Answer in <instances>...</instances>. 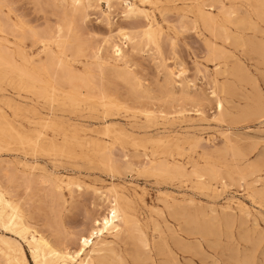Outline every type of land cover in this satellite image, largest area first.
<instances>
[{
  "label": "rangeland",
  "instance_id": "obj_1",
  "mask_svg": "<svg viewBox=\"0 0 264 264\" xmlns=\"http://www.w3.org/2000/svg\"><path fill=\"white\" fill-rule=\"evenodd\" d=\"M132 2L139 5L141 0ZM60 4L61 0H6L0 4V13L18 27L49 35L60 24L64 12L72 9L69 1L63 9ZM98 4L101 12L90 14L85 22L92 32L66 31L64 48L57 43L36 40L34 43L32 38L21 41L10 32L0 33L14 51L17 63L37 79L20 80L15 72L0 68V162L5 159L18 169L28 164L36 175L34 188L25 191L18 187L15 197L32 204L28 216L33 224L59 245L60 232L50 227L55 215L45 180L63 179L84 188L72 191L65 187L62 200L57 202L63 232L82 229L84 215L99 208L101 200L95 189L126 187L125 194L130 198L125 197L122 204L141 231L130 224L121 238L106 237L114 241L116 254L120 256L108 252L112 264H264V0L145 2L144 7L161 28L163 37L173 38V42L163 43V65H158L145 51L131 55V68L142 84L138 87L139 97L114 70L125 69L124 63L110 59L112 68L103 83L113 104L106 105L95 87L100 81L99 60L84 45L94 36L102 39L115 24L126 21L118 12L115 16L110 14L105 0H99ZM200 8L216 24L205 25ZM180 22L185 28L180 27ZM173 62L190 69L188 73L195 87L172 82L164 71ZM58 77H65L67 84L72 78L73 86L69 84L70 89L63 91L59 80L56 81ZM215 83L223 88L220 95L224 111L218 116L214 114L209 89ZM74 89L83 91L82 95L77 96ZM165 89L175 94V100L180 97V90L192 97L196 92L201 98L181 96L172 100L171 105L169 101L174 96L168 100ZM147 109L153 111L151 116ZM108 150L117 152L113 165L104 158ZM147 157L156 164L164 160L178 163L189 174L199 168L204 176L144 171L140 163ZM195 227L206 229L207 234L192 233ZM0 235L13 237L1 227ZM23 245L29 264H37L28 246ZM73 263L55 259L47 264Z\"/></svg>",
  "mask_w": 264,
  "mask_h": 264
},
{
  "label": "bare ground",
  "instance_id": "obj_2",
  "mask_svg": "<svg viewBox=\"0 0 264 264\" xmlns=\"http://www.w3.org/2000/svg\"><path fill=\"white\" fill-rule=\"evenodd\" d=\"M5 1L6 0H0L1 3L5 2ZM68 1L72 5V9L66 13L64 12V14L62 15L60 24L57 26L56 30L53 31V33L51 32L49 35L41 34L39 32L33 31V30H25L22 27H18L17 25H14L13 23H11L9 18L6 17L5 15H3L2 13H0V33L10 32L11 34L18 36L21 41H26V40H28V38H32V39H34L33 40L34 43H35V40L38 42L39 41H45L48 44L57 43L58 46L64 48L66 45V42L64 40L65 32L66 31L67 32L74 31L75 33H78V34L82 33V32H86V33L90 34L92 32V29L88 30V28L85 25V22L88 19V17L90 16V14H96L100 10L99 4H98L99 0H61L60 7L62 9L65 8L66 3ZM105 1H106V4L110 10V14L114 15L115 13L118 12V14H120L122 17V20L126 21V23L115 24V26L110 30L109 34L107 36L103 37L102 39H98L93 35L94 36L93 40L96 38V42L89 39V41L91 40L92 42L90 41V43H85L84 46L87 47V50H89L88 48H90V50H92L94 53V57L99 60V64L97 67V73H98L97 75H98V78L100 79V81L98 80L99 82L95 83V87L98 89L99 99L102 101L103 104L106 105L108 103L113 104L112 99L105 92V89H104L105 84L103 83L108 69L112 68V67H110L109 60L113 59L115 61H122L124 63L125 69L120 71V70H117L116 68H114V70L117 72V76L123 80L122 82H125L131 86L133 94L136 95L137 97H139V93H140L139 91L140 90H138V87L141 86L142 84L140 83V81L136 77L133 69L131 68L132 67V64L130 61L131 55L135 52H136V55H138L137 54L138 51H142V52L145 51V52L149 53V55H152L153 58L157 60L158 65H163V61H162L163 60V43L164 42L172 43L173 38L167 39L166 37H163V33L161 31V28L158 27V24L151 17L149 11L144 7L145 2H147L149 0H141L139 5L136 3H133L132 0H105ZM156 2L160 3L161 0H156ZM12 5H14V4H12ZM33 5H34V3H33ZM201 8H200L201 18L203 19L204 24L207 26H211L212 24H216V21H214V19L211 18L210 14L209 13L205 14V11ZM89 11H91V12H89ZM233 13L234 12H229L228 14L231 15ZM244 16H247V15H244ZM18 17H19V15H18ZM102 18L104 19L105 17L102 16ZM244 19H246V18H244ZM252 20H253V18H252ZM248 21H250V19H248ZM180 27L185 28V24L181 23ZM250 28H251V26H250ZM222 29H223V31L225 30L224 28H222ZM247 29H249V28H247ZM229 37L230 36L226 35V40H229ZM226 43H227V41H226ZM259 51L261 54H263L262 46L259 47ZM90 53L93 54L92 52H90ZM90 53L88 52V54H90ZM143 54H144V52H143ZM136 55H135V57H136ZM226 57H227V54H226ZM214 58H213V60H214ZM24 59H26V56L24 57ZM17 62L18 61H16L14 51L12 50V48L10 46H8L4 42L3 37L0 36V68H2L4 70H11V71L15 72L17 74V76L20 77V80H21V77H26L27 80L29 79L33 82H36L37 81L36 77H34L30 73V71L26 69V67L21 66ZM180 62H182V61L180 60ZM57 63L59 65L63 64L62 61H58ZM41 65H44V63H42ZM133 67H134V65H133ZM92 68H93V66H92ZM188 70H190V69L186 68L182 64H178V62H173V63H169L166 65V71H164V72L167 73L168 77L177 86H183L184 83H186L189 87H191V86L195 87V83L191 79V77L188 73ZM199 71H200V69H199ZM48 73H49V71H48ZM221 73L223 74V72H221ZM64 74H65V72H64ZM196 76H197V74H196ZM88 77L90 78V76H88ZM203 78H206L205 75H203ZM65 79H66L65 77H63L61 79H59V77H58V79H56V81L59 80L58 85H60L63 88V91L68 89V88L70 89V85L73 86L72 78H69V81L71 83H68V84L65 82ZM39 82H40V79H39ZM81 82H83V81H81ZM40 83L45 85L44 82L43 83L40 82ZM146 83H149V82H146ZM156 84H157V82H156ZM159 86H161V85H159ZM87 88L89 89V87H87ZM54 89L57 90V88H54ZM119 89H122L121 86ZM209 89H211V92H210L211 98L214 102V107H213L214 114H215V116L222 115L223 111H224V104H223V100L221 98L220 93L223 92V90H222L223 88L215 83V85L210 84ZM63 91H61V92H63ZM74 91H75L77 96L82 95V92H83V91L81 92L79 89H74ZM165 91L167 93L168 100H170L171 97L174 96V97H172L173 99H171V101H169L171 103V105H172V100L177 101L178 98L181 99L182 97H185V98L192 97V96H190L191 94H189L188 92H186L184 90H182V91L180 90L181 95L179 94L180 97L176 98L177 100H175L176 96L173 92H171L167 89H165ZM41 93H43L42 96H44V92H41ZM40 95H39V97H41ZM35 96H36V94H35ZM193 97L198 98V97H200V94L198 95V94H196V92H194ZM150 100H152V99H150ZM86 101H87V99H86ZM165 101H166V99H165ZM196 102H198V101L196 100ZM202 103L199 102V104H202ZM226 103H227V101H226ZM172 108H173V106H172ZM176 109H178L177 106H176ZM173 111H176V110H173ZM190 112H191V110H190ZM146 113L148 114V116H151L153 111L147 109ZM41 134H43V133L41 132ZM119 134H121V133H119ZM174 138L175 137H173V139ZM107 141H108V139H107ZM240 141H241V139H240ZM156 142H157V140H156ZM202 143H204V142H202ZM204 145L205 144H203L202 146L204 147ZM211 147H212V145H211ZM118 151L121 152L120 149ZM116 153H113L110 150H108L104 154V158L108 162L109 165H113V163L115 162V156L114 155ZM119 154H121V153H119ZM125 157H126V155H125ZM121 158H122V156H121ZM117 160H118V158H117ZM119 161H120V158H119ZM135 162L133 161L134 165H136ZM243 164H240V165H243ZM140 165L144 171H157V170H159V171H163L164 173L165 172L166 173L174 172V173L180 174L181 176H184V177L195 175L198 178H202L204 176L203 174H200L199 168H198V170H196V169L192 170L191 174H189V172L184 167L180 166L178 163H176V164L175 163H169L166 160H164V161H161V162L156 164V162L152 161L151 158H149V157H147L145 160L143 159V161L140 163ZM28 166H29L28 164H25L26 168L18 169L13 164L5 162V159L0 162V227L3 228L5 231L9 232L13 236V237H5V236L0 235V264H29V261L27 258L28 254L26 255V251H25L23 243L28 246L29 251L31 253V256H32L33 260L35 261V263H37V264H47L49 260H55V259L56 260L61 259L64 261H74L73 264H112L109 260V256L107 255V253L110 252L111 254H114L116 256L118 254H116V250L114 248V241H109L106 239V237L108 235H110L116 239L121 238L123 235H125L129 231V225L130 224L133 227H135V230H138L139 232L141 231L140 225L137 223V221H133L134 218L132 219V216L128 213V211L126 210V208L122 204V200L125 197L127 199L130 198L129 195L125 194V193H127L126 187H122L119 189L118 187L114 186V187H111V188H109L107 190H103V191L95 189V191H94L95 195L97 196V198L99 200H101V205H99V206L97 205L99 208H97L94 213L88 212L84 215L83 228L82 229L70 230V231H64L63 232L62 231L63 227H62V223L60 220V214H59L58 209H57V207H58L57 202L59 200H62L63 190L65 189V187H67L68 189H71L72 191L73 190L74 191L75 190H83L84 188L80 184H70L69 182H66L63 179H53L52 181H46L45 180L44 185H46V189L48 191V196L50 197V201H51V203L49 202V204H51V210L55 215L54 221L51 223L50 227H54V228L58 229L60 232V236H61V240L58 242L59 245H56L50 237L45 236L42 233V231H40L36 228L35 224H33V222H32V218H30L28 216V214H29L28 212H29L30 206L32 204L30 205L29 201H27V200H25V202H22L21 199H17L15 197L16 188L21 187L25 191H29V190H32L34 188V186L36 185L35 184L36 183V180H35L36 175L34 174V172H32L30 169H28ZM203 172H206V171H203ZM206 173H208V175H209L208 171ZM76 174H77V172H76ZM218 175H220V173H218ZM222 178H224V177H222ZM209 179H211V178L209 177ZM211 184H213V183H211ZM17 193H19V192H17ZM88 203H90V202L88 201ZM88 206H91V205H88ZM240 208H241V210H244L245 205L241 206ZM210 211H211V208H210ZM172 213H173V211H172ZM186 216H189V215H186ZM226 216L228 217L227 213H226ZM229 216H231V217L230 218L228 217V218L231 219L233 215L229 214ZM176 217H179V216L176 215ZM180 217H182V216L180 215ZM174 218H175V214H174ZM176 219L178 220V218H176ZM214 220L212 222H214ZM165 221H167V220H165ZM232 222H233V219H232L231 223ZM189 223H191V222H189ZM242 225H243V222H242ZM168 229L170 230V228H168ZM193 230H194V232H192V233L203 232V231L206 232V229H202L200 227H195V228H193ZM245 230H246V228H245ZM216 233H218V232H216ZM190 234H191V232H190ZM205 234H207V232ZM208 234H210L209 231H208ZM139 236H140V234H139ZM243 240H244V238H243ZM72 245H75V247H74L75 249L72 247ZM199 245H200V243H199ZM232 253H234V252H232ZM135 255H136V252H135ZM235 255H233V256H235ZM118 257L120 258L119 255H118ZM172 257L174 258V256H172ZM247 259H249V258H247ZM172 263H173V261H172Z\"/></svg>",
  "mask_w": 264,
  "mask_h": 264
}]
</instances>
